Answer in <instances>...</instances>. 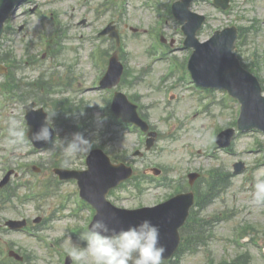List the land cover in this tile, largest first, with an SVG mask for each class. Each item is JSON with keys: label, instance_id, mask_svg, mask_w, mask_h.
<instances>
[{"label": "rangeland", "instance_id": "374dc122", "mask_svg": "<svg viewBox=\"0 0 264 264\" xmlns=\"http://www.w3.org/2000/svg\"><path fill=\"white\" fill-rule=\"evenodd\" d=\"M127 1L123 10L121 8L113 10L111 7H103L104 0H33L32 3L20 8L11 20L9 32L3 39L2 49L4 51L12 49L17 61L20 62L21 70L15 71V75L20 81L21 89L18 91L19 95L16 96L0 91V179L6 169H13L20 174L17 182L21 183H16L15 187L12 186L18 198L4 205L3 209L0 208V218L2 220L28 219L34 221L41 217L43 222L33 227L35 233L48 236L58 248L64 250L68 246L65 242L69 241V238H71V243L82 247L77 238L80 233L88 229L91 214L89 210L81 209L82 202L77 190L72 188L68 190L71 200H66V202L72 201V204L77 207L73 216L86 220L87 227L85 225L75 229L73 233L78 236H72L71 228L82 226L84 220L70 218V215L66 218L65 215L69 211L65 209L60 208L61 213L56 211L59 208L62 194L69 186H64L60 190L62 193L60 198L54 193L39 201L33 199L22 202L25 196L34 194L31 189L23 187V184H34L35 180L45 184L50 179L52 180L51 166L54 159H68L67 161L74 163L72 168H85L84 159L88 152L101 144V133L111 129L116 135H109L108 138L115 139L105 146V151L113 159L119 157L120 160L131 162L137 168L139 177L144 174L145 170L152 167L167 170L165 176L175 182L185 181L187 174L192 171L206 173L208 170L216 169L233 175V165L239 161L244 162L249 178H245L243 173L233 176L232 185L228 191L201 214L207 219H213L215 216L220 218L215 224L214 236L208 245L214 261L232 260L236 256L249 252L253 257L252 264H264L260 247L252 245L249 241V246L241 248L232 241L237 227L250 225L256 229L255 240L264 247V206L254 203L251 187L254 172L264 167V163L262 166L258 164L261 157L264 159V152L261 149L257 153H247V150L255 148L257 143L258 145L264 143V135L260 132L239 134L234 139L232 150L229 153L218 149L214 153L219 159L209 158L207 155L208 140L209 148L214 149L215 137L223 128L216 124L211 134L212 125L216 121L224 127L234 124L237 119L236 103L231 104V100L224 98V106L229 108L233 106L232 110L224 107L220 101L223 92L216 91L215 97L219 104H214L208 112L198 114L205 102L199 100L192 92L185 91L180 84H177L178 88H176L175 82L178 77L175 76L176 80L165 79L167 61L157 60L149 65L156 59L149 53L157 52L156 47L150 45L153 43V29L157 27L159 20L158 14L146 7L147 2L150 1ZM161 2L167 16V7L170 2L169 0H161ZM230 2L232 9L228 14L217 10L209 0H201L193 5L194 12L208 17L205 29L199 34L200 40L209 39L216 29L222 30L232 25L244 27L247 33L243 43L240 38L238 39V48L242 49L239 55L246 63L255 62L256 65L259 63L261 69L256 71L259 79L264 81V0H230ZM83 20L86 21L85 25L81 24ZM111 22L117 24L122 36L123 49L120 51V57H123V60L121 61L133 75L127 77V83L120 85L119 90L128 97L135 98L142 114L147 116L150 124L160 133L155 148L142 159L133 158L136 150L144 151L141 137L136 131L128 130L109 118L108 113L104 111L105 106H109V100L106 101L108 95H104L101 89L94 88L97 80L104 76L107 69L106 66L103 70V62H98L96 67L93 60V51L97 49L95 45L99 43L104 51L109 52L110 56L107 60L115 53L112 41L106 38L104 42H100L95 39L94 34L103 30ZM176 23L170 17L162 29L171 55L177 57L170 60L169 65L172 73L181 78L186 89L193 90L195 87L191 83L184 58L189 56L191 51L181 48L185 37L181 32V26ZM125 24L128 25V29L124 28ZM131 27L138 29V33L130 31ZM20 28L23 30L19 31ZM59 32H63V35L57 39L56 35ZM65 36L68 39L64 38ZM171 40H174L172 48L169 47ZM51 49L59 50L60 54L54 55ZM162 53L164 56L168 55L166 49ZM254 54H257V59L253 57ZM31 57L36 61H30ZM42 75L46 76L47 82L59 86L67 84L70 78L74 81L66 92H62L60 88L58 95L47 94L46 90H40L37 92L38 96H33L31 94L34 89L27 87L26 84L29 86L34 84ZM130 81L134 83L132 86L128 84ZM0 83H4L2 76H0ZM172 94H175L176 99L170 101L169 97ZM18 96L24 97L23 101L14 102L12 99H18ZM54 96L60 99L70 98L76 105L84 102L90 110L89 114L95 119L93 128L98 134L97 139L96 137H84L89 144L86 147L83 145L84 148L78 152L66 149L71 143L69 135L72 132L63 131L58 125L59 112L52 111L49 104L45 106V109L48 113L51 112L50 117L59 134V140L41 153L32 150L26 140L28 127L22 121L25 115L23 106L36 102L38 98L50 100ZM4 104L6 110L3 108ZM195 113H197L196 116ZM6 115L7 118H5ZM190 115H192L191 119L193 118L191 121H189ZM84 116L81 114L76 120ZM13 131H19L21 134L18 137L14 136ZM58 148L62 149V156L55 158ZM32 164L42 168L40 174L32 171L30 167ZM171 193H173L172 189L151 185L146 187L142 196H137L135 190L129 186L128 189L116 192L113 202L130 209L141 205L153 206L168 200ZM225 217L228 219H224ZM248 239L250 240L251 237L246 240ZM3 240L9 249L30 258L27 261L28 264H60L61 262L56 249L48 250L37 238L29 237L21 232H8L3 235ZM4 244H2L3 247L6 246ZM205 250L202 249L197 255L182 256L178 260L184 261L185 264H203ZM65 251H61V257Z\"/></svg>", "mask_w": 264, "mask_h": 264}, {"label": "water", "instance_id": "95a60500", "mask_svg": "<svg viewBox=\"0 0 264 264\" xmlns=\"http://www.w3.org/2000/svg\"><path fill=\"white\" fill-rule=\"evenodd\" d=\"M23 1L25 0H1L0 37L3 33V23L8 19L10 12ZM196 29L192 31L193 35ZM225 36L224 34L217 35L210 43L203 47H197L198 51L190 64L194 78L206 87L226 88L243 103L244 112L240 123L241 129L259 128L264 130V100L260 97V89L256 81L237 66L232 55L235 36L229 40ZM114 37H117L116 33ZM113 67L118 81L122 67L118 65L116 59L113 61ZM124 119L136 122V120L129 119L126 116H124ZM98 162H102L99 169H97ZM89 166V174L95 178L90 179L88 183L83 180L82 184L85 195L91 199L92 203L97 205V202L92 200V197H96L99 205H103V208L99 207L98 217L106 219L117 230L138 224L144 219L150 220L159 227L160 243L166 248L163 260L170 259L178 247L179 237L177 232L186 221L192 200L187 198L188 201L186 202L184 200L186 198H180L159 208L140 212H127L116 209L111 211L104 203L107 193L126 180L131 172L126 170L127 172L124 173L121 169L111 167L109 161L101 152L93 154L89 160ZM120 168L124 169L123 167Z\"/></svg>", "mask_w": 264, "mask_h": 264}, {"label": "clouds", "instance_id": "9594fccd", "mask_svg": "<svg viewBox=\"0 0 264 264\" xmlns=\"http://www.w3.org/2000/svg\"><path fill=\"white\" fill-rule=\"evenodd\" d=\"M12 134L18 137L21 133L13 131ZM51 138L47 116L32 139L47 142ZM75 141L79 143H70L66 149L78 152L84 148L81 145L89 144L79 134ZM251 187L254 203L264 206V167L254 172ZM77 239L83 242V247L71 243V238L65 242L68 245L65 250L76 264H163L166 252L160 243L159 227L148 219L117 230L106 219L98 217Z\"/></svg>", "mask_w": 264, "mask_h": 264}]
</instances>
